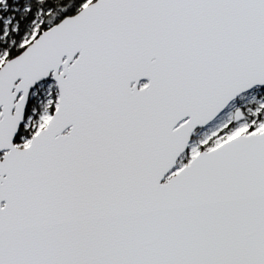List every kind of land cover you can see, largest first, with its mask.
Returning a JSON list of instances; mask_svg holds the SVG:
<instances>
[{"label":"snow or ice","instance_id":"obj_1","mask_svg":"<svg viewBox=\"0 0 264 264\" xmlns=\"http://www.w3.org/2000/svg\"><path fill=\"white\" fill-rule=\"evenodd\" d=\"M0 264H264V0H0Z\"/></svg>","mask_w":264,"mask_h":264}]
</instances>
